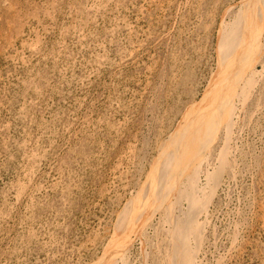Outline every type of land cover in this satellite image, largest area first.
<instances>
[{"label": "rangeland", "instance_id": "1", "mask_svg": "<svg viewBox=\"0 0 264 264\" xmlns=\"http://www.w3.org/2000/svg\"><path fill=\"white\" fill-rule=\"evenodd\" d=\"M250 1L0 0V264H170L163 204L126 211L158 187L183 227L182 158L234 68L253 85L200 139L193 264H264V0L221 56Z\"/></svg>", "mask_w": 264, "mask_h": 264}, {"label": "bare ground", "instance_id": "2", "mask_svg": "<svg viewBox=\"0 0 264 264\" xmlns=\"http://www.w3.org/2000/svg\"><path fill=\"white\" fill-rule=\"evenodd\" d=\"M257 7L260 9L263 7V4H261L260 0H257L256 2L250 1L249 5L247 7L249 10L245 9L244 15H242L245 17V20L251 21L249 24L247 21L244 24L243 22L245 20L243 21V17H242L241 19H239V21H236L237 23L236 24L234 23L235 25H232V27H230L229 30L227 29L226 33H225L226 29L221 30L222 31V37L221 38L224 41V47H222L223 49L221 48V56L232 55L231 58H233L232 60H234L235 65H237V62L240 60L241 54L234 53L233 48L229 47L228 41L233 35H235V38L238 37L239 39H244L245 40L244 42L246 44V42L249 38V35L251 34V32L253 31V29L255 28V26L257 24L256 19L253 20L250 18V17H253V12L251 9H254ZM241 20H242V23L244 24V26L242 25L243 26L242 28L239 26V24L240 25L242 24V23H240ZM237 71L238 70L236 68H234V70H232V74H230L231 75V77H230L231 85L225 90V92L223 94H220V96L217 98L216 97L214 98L212 96V100H211L212 106L207 111H205L206 116H208V118H207L208 121L202 127L195 129V132L193 133V136L191 138V144H193L192 142H194V145L193 146L188 145L186 154L182 158L183 165L185 168L184 174L187 176V178L185 177V180L189 184V188H188V190H186V192H188V196H189L187 198L188 203H189L188 204L189 205L188 212H186L184 214L180 213L181 214L180 216H182V218H183V220L181 221L183 223V227L182 228L177 227L176 224L178 222L175 221L174 226L177 227V230L175 229L176 227H174L175 231L173 230V220L172 219L173 218L177 219L176 217H177L178 213L176 214V210H177L176 207L179 206V204L181 202H179L177 205H175V207L172 208V211L166 209L165 208V205H166L165 199L162 200L160 198L159 192L161 190L158 187L157 188L154 187L155 189L153 187H151L149 189V191H147L148 194L146 197L139 198L138 200H136L134 202V204H132L129 208H127L128 211H126V212L128 214H126V217L132 218L133 217L132 214L135 213V211L137 210V207L140 206L138 208L139 218H140V220L142 219L141 226L143 228V226L145 227L146 220L151 215V213H153L152 210L153 209L156 210L157 208H159L163 204V208L165 210V215H166L163 217H166V219H168L167 221H168V223H170V225L172 227V230H170V233H171L170 237L172 238V241H170V242H172L171 255L169 254L170 258H171L170 264H193V261L195 259H197L199 250L201 249L200 246H201V242H202L203 237H200L198 235V230H197V227L194 226V221H195V219L200 218V216L202 215V212L199 211L200 210L199 205L205 204V201L204 202L201 201L199 203L197 200V195L194 194L195 181L193 178V172H195V170L197 172V170H199V168H200V164H201L200 153H201V149H202L201 148L202 144L200 145L201 140H203L205 135L209 134L210 131H212V130H217L218 128H221L223 125H225L226 127L230 126V119L235 112L236 90H238L240 88V90L246 91V88H249L253 85L254 79L253 80L250 78L247 79L248 78L247 77L245 79L239 80V78L237 76V73H238ZM252 74H254V71L252 72ZM252 77H254V76H252ZM209 95H212V94L210 93ZM196 142H197V144H196ZM225 158H226V156L223 158V160ZM174 174L177 175L178 171L175 170ZM212 181L214 182V184H219V183H215L216 180H215L214 176H209V185H210L211 190H213V192H214L215 188H214V185L212 186ZM179 182H180L179 185L183 184V179H181ZM177 196L179 197L180 195H176V197ZM180 197H183V196H180ZM161 210H159V211H161ZM152 216H153V214H152ZM178 218H179V216H178ZM176 233L180 234L181 240H179V242L176 241V237H175ZM168 235H170V234H168ZM191 237L195 241V244H197V246H196L197 248H193L192 240L189 241V239ZM166 239H168V238H166ZM189 246H191L190 251L188 250Z\"/></svg>", "mask_w": 264, "mask_h": 264}]
</instances>
